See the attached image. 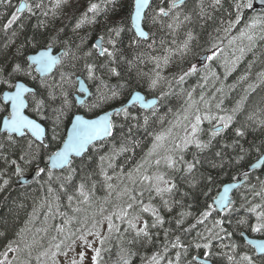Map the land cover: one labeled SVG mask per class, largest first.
<instances>
[{
  "label": "snow or ice",
  "instance_id": "1",
  "mask_svg": "<svg viewBox=\"0 0 264 264\" xmlns=\"http://www.w3.org/2000/svg\"><path fill=\"white\" fill-rule=\"evenodd\" d=\"M259 4L0 0V194L40 192L0 264H264Z\"/></svg>",
  "mask_w": 264,
  "mask_h": 264
},
{
  "label": "trees",
  "instance_id": "2",
  "mask_svg": "<svg viewBox=\"0 0 264 264\" xmlns=\"http://www.w3.org/2000/svg\"><path fill=\"white\" fill-rule=\"evenodd\" d=\"M15 2V0H14ZM258 12V11H257ZM254 13L251 10H248L245 13L244 19L247 20L248 17L253 15ZM7 15V10L4 8H0V18H3ZM227 14H225L226 16ZM215 25L209 22L208 27L204 30V35L202 36V40L207 38L208 30L209 32H213ZM239 27H243V24H241ZM238 32L237 29L233 30V35H236ZM206 36V37H205ZM224 44L227 45V40L224 41ZM237 45L240 44V41L236 42ZM227 51H231V48H228ZM252 59L251 54H248L245 56L243 60L240 61V63L237 65V68L232 74H230L225 81L226 84H233L235 83L238 78L245 72L247 69L248 62ZM214 67L216 68L217 72L220 74L221 78H223L224 69L219 66V64H214ZM221 72V73H220ZM235 78V79H234ZM195 79H192L189 81V84H194ZM240 90V86L237 87V92ZM235 93H232L230 95H234ZM176 103V104H175ZM181 101L177 98H172L171 102L168 104L167 107H172L173 111H176L180 106ZM167 109H165L166 111ZM169 119H172L171 116H169ZM145 143H149V141H145ZM146 150V149H145ZM143 155L142 152H140L139 149H137L136 155L132 160H129L127 162V167H131L137 160L140 159V157ZM121 164L125 163V160L122 158L120 160ZM14 190V191H13ZM104 192L100 191L97 193V196L103 197ZM40 192L38 186H35L33 189L30 190L27 197H25V194L23 191L19 188H17L15 185H13V188L7 192H4L3 194H0V231L7 230V239H0V250H2L4 244L7 243L8 239H12L15 235V231H17L20 227L24 226L25 220H27V213H30L32 211L33 206V199L32 197H39ZM21 202L24 203V208H18L17 205ZM41 219H43L41 217ZM37 226L39 225V222H37ZM12 237V238H11ZM154 249L149 247L148 249L142 251L141 255L148 256L151 255V252ZM113 259H115V255L113 254ZM135 264H141L140 258H135Z\"/></svg>",
  "mask_w": 264,
  "mask_h": 264
},
{
  "label": "water",
  "instance_id": "3",
  "mask_svg": "<svg viewBox=\"0 0 264 264\" xmlns=\"http://www.w3.org/2000/svg\"><path fill=\"white\" fill-rule=\"evenodd\" d=\"M255 3H256V10H260L259 0H255Z\"/></svg>",
  "mask_w": 264,
  "mask_h": 264
},
{
  "label": "bare ground",
  "instance_id": "4",
  "mask_svg": "<svg viewBox=\"0 0 264 264\" xmlns=\"http://www.w3.org/2000/svg\"><path fill=\"white\" fill-rule=\"evenodd\" d=\"M238 30V29H237ZM208 32H209V30H208ZM206 37V36H205ZM229 52V51H228ZM231 52V51H230ZM238 69V68H237ZM221 73V72H220ZM232 74V73H231ZM235 79V78H234ZM176 104V103H175ZM14 191V190H13ZM12 238V237H11Z\"/></svg>",
  "mask_w": 264,
  "mask_h": 264
}]
</instances>
